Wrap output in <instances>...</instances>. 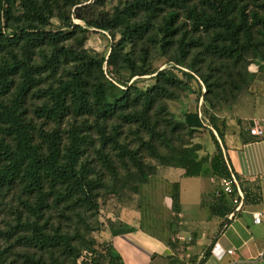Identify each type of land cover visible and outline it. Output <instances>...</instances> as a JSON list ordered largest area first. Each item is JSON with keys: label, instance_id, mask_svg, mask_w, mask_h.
I'll return each mask as SVG.
<instances>
[{"label": "trees", "instance_id": "trees-1", "mask_svg": "<svg viewBox=\"0 0 264 264\" xmlns=\"http://www.w3.org/2000/svg\"><path fill=\"white\" fill-rule=\"evenodd\" d=\"M14 1L0 0V195L6 188L19 186L28 195H35V209L38 210L51 199L57 204L69 201L73 207L95 206L99 209L92 190L102 187L101 177L88 180L90 168L80 163L85 146L92 139L88 129L72 126L68 131L69 141L63 144L58 127L49 131L29 118L24 100L29 95H35L38 101L33 107L34 114L56 124L68 114L96 116V132L102 145L99 154L103 165L109 172L116 174L114 161L103 150L111 144L123 161L129 158L140 176L146 178L144 163L137 150L120 142L117 125H112L109 131L106 127L107 121L116 117L125 123L138 121L142 126L151 128L148 117L149 110L156 102L153 92L155 86L147 89L128 86L122 95L108 94L101 78L103 65L105 62L110 66L118 64L120 56L117 49L111 48L107 58L95 56L84 47L62 44L70 39L71 32L42 30L41 25L48 24L55 13L69 25L78 27L71 23L65 10L83 0H20L24 10V15L17 19L20 25L13 22ZM191 2L130 0L123 6H117L111 15L102 14L92 20L90 25L108 30L114 39L119 35V47L138 41L147 43V40L150 41V47L160 46L163 50L174 47L180 56L172 60L183 65L192 38L188 31L183 33L178 24L181 12L185 11L192 20L193 29H201L208 36L209 43L205 46L207 53L223 65L231 64L230 73L236 85L238 78L248 74L247 68L252 59H264V0H199L202 7ZM2 12L6 17L5 25H2ZM5 26L14 28V31L6 33ZM43 44H48L51 52L41 51L38 60L35 48ZM149 46L142 48L145 59L150 52ZM124 61L134 65L129 53L125 54ZM131 69L136 74L148 72L137 70L136 65ZM156 76L158 82L162 77L169 83L182 82L171 70H160ZM158 89H163V86H158ZM210 92L211 85L207 83L203 100L204 95ZM204 103L211 105L210 101ZM131 104L140 105L142 110H129ZM185 125L193 132L202 127L203 121L197 112L190 111L185 115ZM220 132L219 136L222 137ZM36 135L45 144L38 142ZM213 138L216 150L209 158L201 157L198 148L186 146L176 163L168 162L165 165L182 168L184 176L209 173L217 178L229 176L223 150L214 133ZM143 144L162 159L157 146L151 141ZM249 196L245 190V201ZM210 200L209 208L214 215L224 217L233 209L230 198L226 196L215 198L212 193ZM25 227L32 231L31 235L24 237L28 245H38L47 250L62 246L70 253L75 250L69 232L48 231L37 221L28 222ZM122 231L115 230L113 234ZM4 252L0 250V264H5ZM94 255L97 256L90 252L85 264H89ZM102 256L107 259L106 264H124L110 240ZM77 257L78 254L74 256L75 259ZM39 264L63 263L57 259L55 262L43 261Z\"/></svg>", "mask_w": 264, "mask_h": 264}, {"label": "rangeland", "instance_id": "rangeland-1", "mask_svg": "<svg viewBox=\"0 0 264 264\" xmlns=\"http://www.w3.org/2000/svg\"><path fill=\"white\" fill-rule=\"evenodd\" d=\"M126 1L130 0H83L80 4L71 8L67 7L65 10V13L70 16L71 23L78 27L69 25V22H65L56 13L50 18L48 24L41 27L44 31L71 32L70 39L63 41L62 44L84 47L95 56L107 58L111 48L117 49L120 56L118 64L110 66L105 62L103 65L101 78L108 94L122 95V91L128 86L141 89L155 86L153 92L156 102L149 110L148 117L151 128L142 126L138 121L125 123L116 117L108 120L106 127L109 131L112 125L118 126L120 142L137 150L144 163L147 177L140 176L129 158L123 161L111 144L106 145L103 150L114 161L116 174L109 172L103 165L99 154L102 145L96 132V116L68 114L59 124H56L50 120L38 118L33 112L34 104L38 100L35 95L27 96L24 100L26 114L38 126L41 125L46 130L51 131L58 127L63 144L68 143V131L72 126L88 129L92 139L87 142L80 163L90 168L88 180L101 177L102 187L92 190L99 209L95 206L73 207L69 205V201L57 204L51 199L38 210L35 209L37 201L35 195H28L19 186L4 189L0 195V250L5 251L3 257L5 264H39L43 261L50 263L57 259L63 264H85V259L90 257V252L96 253L97 256L94 255L89 264H106L107 259L101 257H103L107 241L115 230H124V226L118 220L123 207L136 206L142 197L147 196L148 208L152 213L159 214L157 199L164 188L163 169L171 167L165 164L176 163L186 146L198 148V154L201 157L209 158L216 150L212 133L219 139L218 134H221L220 131H223L226 125L227 116L225 115L230 112L234 115L243 114L247 112V109L251 110L248 107L250 101L262 99L264 59L261 57L252 59L247 68L248 74L238 78L237 84L234 85L230 73L231 64L223 65L220 60L207 53L205 46L209 43L208 36L201 29H193L192 20L187 17L185 11L181 12L178 24L183 29V33L188 31V35H192V38L189 40V53L183 65L172 60L180 56L174 47L168 50H163L160 46L150 47V41L147 39V41L144 40L147 43L138 41L119 47L117 45L119 35L114 39L108 30L90 25L92 20L98 19L102 14L111 15L117 6H123ZM192 2L199 7L203 5L199 0H192ZM4 6L6 7V4ZM13 12V22L20 25L17 19L24 15L20 0L14 1ZM1 17L2 25H5L6 17L3 12ZM4 30L6 33H12L14 28L5 26ZM147 46L150 52L145 59L142 48ZM41 51L51 52L50 46L43 44L35 48L38 60ZM126 53L130 54L134 65L124 61ZM135 65L137 70L148 72L136 74L131 69ZM163 69L174 72L182 82L169 83L163 77L160 79L161 82H158L156 75ZM207 83L211 85V92L205 94L203 100L202 96L206 91ZM156 85L163 86V89L157 90ZM204 101H210L212 106L206 105ZM129 110L139 112L138 110H142V107L131 104ZM190 111L197 112L203 121L202 127L193 132L185 125V115ZM213 125L218 129V134ZM36 140L45 144L38 135ZM148 141L157 146L162 159L155 156L143 144ZM204 178L205 182L213 187L211 194L220 187L218 178L211 173L204 175ZM36 211L39 212L36 214ZM34 221L51 232L57 233L61 230L69 232L73 237L72 244L75 250L70 253L66 252L62 246L47 250L38 245H28L24 237L31 235L32 231L25 225ZM76 254H78L77 259L74 258Z\"/></svg>", "mask_w": 264, "mask_h": 264}, {"label": "crops", "instance_id": "crops-1", "mask_svg": "<svg viewBox=\"0 0 264 264\" xmlns=\"http://www.w3.org/2000/svg\"><path fill=\"white\" fill-rule=\"evenodd\" d=\"M261 97L250 101L251 110L225 115L222 137L217 132L226 164L249 192L243 209L232 219L212 214L213 187L204 175L184 176L182 168H165L159 214L150 211L144 196L136 206L123 207L118 217L124 230L109 240L124 264H264V94ZM254 126L263 133L252 134ZM255 213L262 215V223L254 222Z\"/></svg>", "mask_w": 264, "mask_h": 264}, {"label": "built area", "instance_id": "built-area-1", "mask_svg": "<svg viewBox=\"0 0 264 264\" xmlns=\"http://www.w3.org/2000/svg\"><path fill=\"white\" fill-rule=\"evenodd\" d=\"M250 131L255 135H261L263 133L262 129H260L258 126L252 127ZM227 167L229 176L218 178L220 187L214 191V197L221 198L226 196L230 198L233 209L227 214V217L232 219L236 216L237 212L243 209L245 205V193L236 174L229 165H227ZM253 219L255 223L263 222V218L260 213H255L253 215ZM230 252L232 251L230 250Z\"/></svg>", "mask_w": 264, "mask_h": 264}]
</instances>
